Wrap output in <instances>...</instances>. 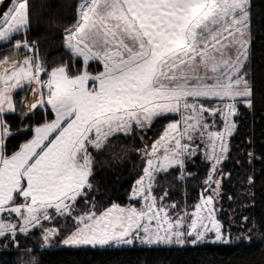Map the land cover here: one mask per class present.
Returning a JSON list of instances; mask_svg holds the SVG:
<instances>
[{
    "label": "snow or ice",
    "instance_id": "snow-or-ice-1",
    "mask_svg": "<svg viewBox=\"0 0 264 264\" xmlns=\"http://www.w3.org/2000/svg\"><path fill=\"white\" fill-rule=\"evenodd\" d=\"M78 8L75 27L66 33V49L79 68L63 63L49 70L26 59L24 67L12 73V84L5 80L0 91V243L10 240L18 246L17 235L27 236L37 228L44 232L43 241L57 236V229H43V222L53 216L49 210L77 223L60 241L66 246L136 241L147 246L196 245L209 238L213 243L230 242V234L213 218L212 195L196 207L186 225L182 216L170 218L168 209L158 207L156 197L148 193L154 173L183 167L184 157L196 154L199 144L192 141L212 145L215 172L214 165L227 151L223 136H231L235 128L229 118L236 115L237 103L251 107L245 70L254 23L250 0H88ZM28 22V0H8L0 11V43L11 41ZM22 43L31 51L26 41H14L13 46L19 49ZM90 62L100 70L89 71ZM41 75L50 76L48 97L41 92L29 107L50 106L55 117L36 126L34 137L8 155L4 150L13 130L4 117L16 112L8 87L20 78L27 84L40 83ZM206 113L221 116L223 134L211 130L214 122L205 118ZM170 115L180 120L168 124L161 137L162 157L155 162L151 156L158 148L151 146L144 169L147 190L141 179L132 192L133 199L139 193L145 200L144 210L113 205L98 217L94 210L76 213L78 199L87 203L92 187L88 148L99 150L110 136L131 134L134 127L142 130ZM216 141L221 156L216 155ZM213 183L219 185L218 180ZM205 208L207 215L201 216Z\"/></svg>",
    "mask_w": 264,
    "mask_h": 264
},
{
    "label": "trees",
    "instance_id": "trees-1",
    "mask_svg": "<svg viewBox=\"0 0 264 264\" xmlns=\"http://www.w3.org/2000/svg\"><path fill=\"white\" fill-rule=\"evenodd\" d=\"M80 0H28L29 22L7 43H0V63L19 60L28 54L26 41L39 56L41 65L53 69L63 63L79 64L66 49V33L78 20ZM8 4L5 0L0 11ZM253 20L249 56L245 66L252 88L251 107L238 103L235 130L229 139L226 157L218 174L220 192L216 200L217 217L230 242H201L196 245H107L102 247L60 248L58 242L73 231L76 223L55 215L43 222V229L58 228L50 246H43L44 232L33 229L27 236L17 235L18 246L0 243V264H264V0H250ZM88 70L100 65L90 62ZM48 76L43 75L42 79ZM28 87L14 92L16 112L4 118L13 130L7 137L5 153L18 151L34 135V128L54 119L49 106L28 112L23 105ZM23 110L24 115H21ZM177 115L154 119L142 130L110 136L99 150L88 148L92 158L88 202L78 199L76 213H101L113 205H138L131 198L135 182L143 175L148 152L166 126ZM26 122V123H25ZM30 129L26 131L25 129ZM210 163L200 153L186 158L183 167H171L155 177L153 194L162 203L175 205L173 211H189L211 193L207 178ZM246 218V219H245Z\"/></svg>",
    "mask_w": 264,
    "mask_h": 264
},
{
    "label": "rangeland",
    "instance_id": "rangeland-1",
    "mask_svg": "<svg viewBox=\"0 0 264 264\" xmlns=\"http://www.w3.org/2000/svg\"><path fill=\"white\" fill-rule=\"evenodd\" d=\"M4 1L5 0H3V3H4ZM88 2V0H80V2L79 3H87ZM14 6V5H13ZM1 7H2V4H0V9H1ZM81 10L79 9V12H80ZM27 26V25H26ZM26 26L21 30V31H24V29L26 28ZM27 56V59H28V54L26 55ZM29 60V59H28ZM248 60V59H247ZM33 62V65H34V63H36V62H39L40 64H41V62L40 61H32ZM247 63V62H246ZM245 66H246V64H245ZM1 70V69H0ZM1 74H3V73H1ZM1 76V75H0ZM50 78V76H48L46 79L48 80ZM246 79L248 80V78L246 77ZM25 80V79H24ZM23 81H22V79L20 78L19 79V83H16L15 85H16V87H17V89H15V85L14 86H10V87H8V90H7V94H8V96L10 97V99H11V101H12V103H13V105H14V101H13V99H14V92L16 91V90H19L20 88H23L24 87V85L23 84H26V85H28L27 87V95L25 96V98L23 99V105H24V108L28 111V112H33L34 110H32V109H30V105L31 104H33V103H35L36 102V100H37V98L39 97V95L41 94V92L43 93V96L45 97V95H46V90H44V88H42V82L40 81V83H37L36 81H33L31 84H27L26 83V81H24L23 83H22ZM12 83H10V85H11ZM22 85V86H21ZM3 87L4 86H2L1 88H0V91H2L3 90ZM36 90V95L34 96V94H33V90ZM47 90H48V88H46ZM207 106H211V104H212V102L211 101H205L204 102ZM237 105H238V103H237ZM237 107V106H236ZM236 113H237V111H236ZM236 116V115H235ZM235 116L234 117H231V118H229L230 120H232V122H234L235 123ZM205 118L208 120V121H213L214 122V124H213V127H212V131H218V132H221L222 134H223V132H224V127H225V125H224V120L221 118V116H219V115H217V116H211L210 114H205ZM178 120H180V117L177 115V119L176 120H174V121H171V122H176V121H178ZM170 122V123H171ZM65 123H67V121H65ZM180 124H181V127L183 126V121L181 120L180 121ZM236 125V124H235ZM40 126H42V125H40ZM148 126V125H147ZM168 126V125H167ZM167 126H166V128H165V130H164V132L167 130ZM146 127V126H145ZM234 130H235V128H233L232 129V134H233V132H234ZM164 132L162 133V135L160 136V138L156 141V142H154V144L157 146V148H158V152H157V154H156V156H151V148H150V150H149V152H148V158L151 156V158L154 160V162L158 159V158H161L162 157V154H163V147H164V145H165V142L164 141H162L161 140V137L163 136V134H164ZM231 134V135H232ZM170 136L172 135L171 133L169 134ZM179 134L177 133V136H178ZM33 137H34V135H33ZM32 137V138H33ZM230 137L231 136H227V135H224L223 136V142H224V145H225V147H226V149H227V151H228V146H229V139H230ZM184 141H182V143H183ZM104 143H105V141H104ZM173 144H174V141L172 142ZM190 143H192L193 145H196V144H199V148H197L196 149V154L195 155H197L198 153H200L206 160H208V162L210 163V172H209V176H208V178L210 177L211 179H208L207 178V182L209 183V187L210 188H212L211 189V193L210 194H207V195H204L201 199H200V201L194 206V208L193 209H191V210H189V211H181V212H177V211H173V209H174V207H172V205H168V204H164V203H162L161 202V200H158L157 198V206L159 207V206H163V207H165L166 209H168V215H169V217L170 218H172V219H175L177 216H182L183 217V219H184V221H185V224L187 225V223H189L190 222V219L192 218L191 217V214L192 213H194L195 211H196V207L198 206V205H203V203H204V200H205V198L206 197H208L209 195H212L213 196V198H214V204L211 206V207H214V209H215V211L212 213V215H213V218L214 219H216V220H218L219 222H220V220L218 219V217H217V209H216V200H217V196H218V194H219V192H220V187H221V178H220V174H218V170H219V167H220V165H221V163L224 161V159H225V157H226V154H227V151L223 154V158L221 159V162L219 163V164H216V165H214V167L216 168V171L215 172H213L212 171V167H213V163H212V160H211V151H212V145H210V144H208L207 142H204V143H201L199 140H196V141H192V142H190ZM153 144V145H154ZM169 147H170V145H169ZM215 147H216V155L217 156H221V153H220V141H216L215 142ZM194 155V156H195ZM189 156H185L184 157V162H185V160H186V158H188ZM147 166V165H146ZM145 166V167H146ZM145 169V168H144ZM158 173H154V176H153V180H152V190H151V192L150 193H148V195L151 197V196H154V194H153V186H154V181H155V177H156V175H157ZM141 179H143L144 180V187L146 188V190H147V185H148V183H149V177L143 172V175L138 179V180H141ZM137 180V181H138ZM216 180H218L219 181V185L217 186L215 183H213V181H216ZM137 181L135 182V184H134V187H133V189H132V192L134 191V190H136L138 187H139V185L137 184ZM132 192H131V198H132ZM155 197V196H154ZM133 199V198H132ZM133 200H135V201H138L139 203H138V205H135V204H130V205H126V206H120V207H125V208H127V207H130V206H134V207H136L137 208V210H144V208L146 207V202H145V200L142 198V197H139V193H138V198L137 199H133ZM117 206H119V205H117ZM112 207V206H111ZM111 207H109V208H111ZM50 212H52L53 210H49ZM106 211V210H105ZM104 212V211H103ZM103 212H101V213H103ZM101 213H97V217L101 214ZM83 214V213H82ZM55 215H58V214H55ZM200 215L201 216H206L207 215V208H205L203 211H201V213H200ZM11 219L13 220V222H18L17 221V218L16 217H11ZM205 223H207V221H205ZM221 223V222H220ZM221 225H222V223H221ZM76 227H77V223H76ZM76 227H75V229H76ZM50 228H53V229H57L58 230V228H56V227H50ZM48 229V228H47ZM75 229L73 230V231H75ZM222 231L224 232V230H223V225H222ZM227 234V233H226ZM209 235V237H211V233H209L208 234ZM54 237H52V238H50L48 241H43V246H45V247H48L50 244H51V242H52V239H53ZM64 238V237H63ZM189 240L191 239V238H188ZM62 240V239H61ZM60 240V241H61ZM58 242V247H60V248H70V247H102V246H89V245H82V246H66V245H63L61 242ZM207 241H210V242H212V240L209 238ZM134 244H139V245H143V244H141L139 241H136ZM111 245V244H110ZM175 245V244H174Z\"/></svg>",
    "mask_w": 264,
    "mask_h": 264
},
{
    "label": "crops",
    "instance_id": "crops-1",
    "mask_svg": "<svg viewBox=\"0 0 264 264\" xmlns=\"http://www.w3.org/2000/svg\"><path fill=\"white\" fill-rule=\"evenodd\" d=\"M67 44V41L65 40V45ZM27 59V56H24V57H22V58H20L19 60H14V59H6V60H4L3 62H1L0 63V88L2 87V86H5V84H4V82H5V80H8V82H9V85H10V83H12V79H11V77H12V73L13 72H19V70L22 68V67H24V64H23V62L25 61ZM1 73H3V74H1ZM22 79V81L24 82L25 80H24V78H21ZM22 82V83H23ZM24 85V87L25 86H28V85H26V84H23ZM22 86V85H21ZM23 87V88H24ZM42 88H43V86H42ZM15 89H17V87H16V85H15ZM20 89H22V88H20ZM45 90V89H44ZM17 91V90H16ZM47 92H46V95H45V99H47V97H48V94H49V89L48 90H46ZM13 101H14V99H13ZM50 107V106H49ZM50 109H51V107H50ZM54 112V111H53ZM54 116H55V113H54Z\"/></svg>",
    "mask_w": 264,
    "mask_h": 264
},
{
    "label": "built area",
    "instance_id": "built-area-1",
    "mask_svg": "<svg viewBox=\"0 0 264 264\" xmlns=\"http://www.w3.org/2000/svg\"><path fill=\"white\" fill-rule=\"evenodd\" d=\"M28 50V49H27ZM28 59L29 60H31V61H40L39 60V56H37L35 53H34V51H33V48L31 47V51H29L28 50ZM40 64L39 62H36V63H34V65L35 64ZM41 65V64H40ZM42 66V65H41ZM42 76L43 75H41L40 77H39V79H40V81L42 82V86H43V88L45 89V90H47L46 88H47V79H42Z\"/></svg>",
    "mask_w": 264,
    "mask_h": 264
}]
</instances>
